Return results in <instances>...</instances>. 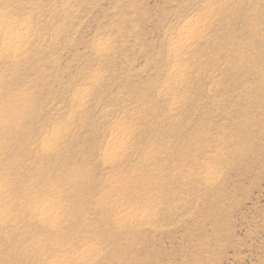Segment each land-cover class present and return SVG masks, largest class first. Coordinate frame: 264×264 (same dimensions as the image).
Segmentation results:
<instances>
[{
  "label": "rangeland",
  "instance_id": "374dc122",
  "mask_svg": "<svg viewBox=\"0 0 264 264\" xmlns=\"http://www.w3.org/2000/svg\"><path fill=\"white\" fill-rule=\"evenodd\" d=\"M223 3L0 0V27L27 22L18 53L0 48V99L19 100L2 113L6 194L61 219L10 208L0 264H264V0ZM195 14L206 21L165 86L168 44ZM119 126L127 150L103 164Z\"/></svg>",
  "mask_w": 264,
  "mask_h": 264
},
{
  "label": "bare ground",
  "instance_id": "6f19581e",
  "mask_svg": "<svg viewBox=\"0 0 264 264\" xmlns=\"http://www.w3.org/2000/svg\"><path fill=\"white\" fill-rule=\"evenodd\" d=\"M216 1V4H217V7L215 9H211V7L209 5H206V10L210 9V10H213V11H216L217 13H228V5L226 3H223V4H220L221 0H215ZM227 1V0H226ZM212 6V5H211ZM213 8V7H212ZM3 18V15L0 14V20ZM206 16L204 14H195L193 17H189V18H186L184 20V24L177 30V34H176V37L172 40V42H170L169 45V48H168V53H167V57H166V61H168L167 65L169 66L170 64V71L167 75V79H166V83H165V86L166 85H170V84H173L177 81V79H179V77H181V74H183V70L180 69L179 67L182 66L184 60H185V56L187 54V51L189 50V47H190V43L192 42L193 39H197L198 38V34H199V27H197V23L199 21H206ZM27 32V22L25 20H21V21H16V20H11L7 23V25H4L3 27L1 26L0 27V48L6 52V54L8 55H12V54H15V53H18L20 51V49L23 47L24 45V37H25V34ZM187 50V51H186ZM8 55V56H9ZM9 58V57H7ZM175 64V66L173 65ZM172 71V72H171ZM167 94V93H166ZM165 94V95H166ZM175 94V92L171 93L170 92V95H173ZM162 94V96H165ZM79 97H82V95H79ZM159 97V96H158ZM168 98H171L170 96H167ZM19 101V100H18ZM18 101H3L2 99H0V128H8L7 127V123L3 120L2 118V113L7 111L9 109V107H13V106H17L19 104ZM115 125V124H114ZM118 125V124H116ZM115 125V127H116ZM121 125V124H120ZM122 126V125H121ZM114 127V126H113ZM121 127L119 126V130L117 131L116 128L114 130V132L117 131L116 135L114 133V136L112 135L111 139L109 138V140L106 142V145H105V149H104V152L102 153V162L103 164H111L112 162H114V160L117 159V157H120V153L126 148L127 150V135H126V131L122 130L124 129L122 127V129H120ZM9 129V128H8ZM133 130V129H132ZM113 134V133H112ZM125 135H126V139H125ZM133 135V134H132ZM111 136V135H110ZM140 138V137H138ZM61 139V135H59V133L55 130L52 131V134L48 135V139L46 140L45 138L40 140L39 144L36 145L38 147V151H40L41 153H51L54 151V149L56 148V146L58 145L59 146V140ZM24 140V138H23ZM142 140V139H141ZM2 141V140H1ZM4 142V141H2ZM24 142V141H23ZM1 144V142H0ZM2 145V144H1ZM35 146V144H34ZM1 147V146H0ZM4 150V149H3ZM6 150V149H5ZM2 151V150H1ZM6 152V151H5ZM8 153V152H7ZM24 153V152H23ZM6 154V153H4ZM1 155V153H0ZM3 155V154H2ZM8 155V154H7ZM29 155V154H28ZM5 158V156H3ZM10 157V156H9ZM8 157V159H9ZM13 156H11L12 158ZM21 158V157H20ZM13 159V158H12ZM19 159V158H18ZM25 159V158H24ZM10 160V159H9ZM34 160V159H33ZM32 160V161H33ZM12 161V160H11ZM118 161V160H117ZM144 161V160H143ZM1 162V160H0ZM2 163V162H1ZM0 163V164H1ZM4 163V162H3ZM2 163V164H3ZM9 163V162H8ZM17 163V161H16ZM5 164V163H4ZM15 164V162H14ZM9 165V168H10V164ZM21 165V164H20ZM6 168H7V164L5 165ZM22 166V165H21ZM3 167V165H2ZM13 167V166H12ZM9 168H7L6 170H9ZM36 168V167H35ZM0 169H1V165H0ZM5 169V168H3ZM18 169V168H17ZM21 169V168H20ZM5 172V170H2ZM21 171V170H19ZM29 172V171H28ZM74 172V171H73ZM6 173V172H5ZM14 173V172H13ZM67 174V173H66ZM8 175H9V171H8ZM31 175V174H30ZM39 176V175H38ZM63 177V176H62ZM61 177V179H62ZM7 178V177H6ZM4 177V174L1 172L0 170V227H6L7 225L9 224H12V223H9L10 221V218L8 217L7 215V212L10 208H15L16 207H20L21 208V212L23 213V211H25V213H28L29 215V218L31 219H35L36 222H39L40 224L42 222H46V225H52V224H57L58 222H60V217L57 216L56 213V210H55V213L52 211L51 207H50V201L48 200H44L43 202H36L33 207H32V204H31V208L29 207L28 208V204H25L27 205V207L23 204H20L18 203V205H15L13 202H12V198L11 196L9 197L6 192H7V189L8 188V181H10V177L7 178V182L4 181V179H6ZM28 178V177H27ZM52 178V177H51ZM60 178V177H59ZM21 179V178H20ZM26 179V178H25ZM137 179V178H136ZM16 180V179H15ZM60 180V179H59ZM63 180V179H62ZM75 180V179H74ZM140 180V179H139ZM79 181V180H78ZM145 181V180H144ZM13 182V181H12ZM147 183V182H146ZM157 183V181H156ZM12 185H14L12 183ZM17 185V184H16ZM35 185V184H34ZM33 185V186H34ZM75 185V184H74ZM146 185V184H145ZM10 186H11V182H10ZM49 186V185H48ZM55 186V185H54ZM144 186V185H143ZM12 187V186H11ZM87 187V186H86ZM139 187V186H138ZM141 187V186H140ZM148 187V186H147ZM73 189V188H72ZM142 189V188H141ZM9 190L12 191V188H10ZM8 190V191H9ZM47 190V189H46ZM129 190V189H128ZM132 190V189H131ZM145 190V189H144ZM65 191V190H63ZM53 192V191H52ZM77 192V191H76ZM87 192V191H86ZM34 193V192H33ZM59 193V191H58ZM62 193V192H61ZM136 193V192H135ZM24 194V193H23ZM52 194V193H51ZM55 195V194H54ZM87 195V194H86ZM108 195V194H107ZM22 196V195H21ZM58 196V195H57ZM20 197V196H19ZM80 197V196H79ZM85 197V196H84ZM90 197V196H89ZM10 198L12 200H10ZM18 198V197H17ZM30 198V197H29ZM21 199V197H20ZM47 199H50V198H47ZM53 199V198H52ZM18 200V199H17ZM31 200V199H30ZM103 200V199H102ZM23 201H26V200H23ZM57 201V199H56ZM82 201V200H81ZM93 201V200H92ZM95 201V200H94ZM54 202V201H53ZM25 203V202H24ZM50 203V204H49ZM85 204V203H84ZM88 205V204H87ZM23 208V210H22ZM90 208V207H89ZM19 209V208H18ZM85 209V208H84ZM20 210V209H19ZM64 210V209H63ZM94 210V209H93ZM98 210V209H97ZM119 210V209H118ZM99 211V210H98ZM122 211V210H121ZM19 212V211H18ZM64 212V211H63ZM61 212V213H63ZM66 212V211H65ZM72 212V211H71ZM77 212V211H76ZM12 213V212H11ZM24 213V214H25ZM83 213V212H82ZM86 213V212H85ZM88 213V212H87ZM126 213V212H124ZM9 214V213H8ZM80 214V212H79ZM104 214V213H103ZM129 214V213H128ZM127 214V215H128ZM10 215V214H9ZM82 215V214H81ZM87 215V214H86ZM85 215V216H86ZM117 214H115L116 216ZM22 216V215H21ZM26 215V217H28ZM72 216V215H71ZM20 217V216H19ZM23 217V216H22ZM118 217H119V220H122L124 219V217H126V215L122 212H118ZM15 218V216H14ZM81 219V218H80ZM79 219V220H80ZM111 219V218H110ZM106 220V218H105ZM13 221V220H12ZM20 221V220H19ZM26 221V220H24ZM33 221V220H32ZM42 221V222H40ZM87 221V220H86ZM124 221V220H123ZM18 222V220H17ZM23 222V221H22ZM29 222V220L27 221ZM121 222V221H120ZM9 223V224H8ZM16 223V222H15ZM31 223V222H30ZM29 223V224H30ZM43 223V224H44ZM48 223V224H47ZM106 223V222H105ZM108 223V222H107ZM110 223V222H109ZM60 224V223H59ZM26 225V224H25ZM31 225V224H30ZM77 225V224H76ZM45 226V225H44ZM54 226V225H53ZM114 226V225H113ZM116 226V225H115ZM13 227V226H12ZM15 227V226H14ZM78 227V226H77ZM94 227V226H93ZM109 227V226H108ZM11 228V227H10ZM51 228V227H50ZM12 229V228H11ZM9 229V230H11ZM45 229V228H44ZM57 229V228H56ZM113 230V229H112ZM57 231V230H56ZM110 231V230H109ZM54 232V231H53ZM42 234V233H41ZM79 236V235H78ZM34 237V236H33ZM77 237V236H76ZM55 239V238H54ZM32 240V239H31ZM39 240V239H38ZM37 241V240H36ZM39 243V242H38ZM80 243V242H79ZM72 245V244H71ZM77 245V244H76ZM18 248V247H17ZM16 248V249H17ZM34 248V247H33ZM25 249V248H24ZM31 249V248H30ZM41 249V248H40ZM62 249V247H61ZM21 250V249H20ZM65 250V249H64ZM85 250V249H83ZM31 251V250H30ZM38 251V249H37ZM69 251V250H68ZM94 251V250H92ZM18 252V251H17ZM64 252V251H63ZM40 253V251H39ZM55 253V252H53ZM19 254V253H18ZM45 254V253H44ZM51 254V252H50ZM73 254V252H72ZM71 254V256H72ZM75 254V252H74ZM79 254V253H78ZM91 252H82L81 253V256H79L80 258L79 259H84L86 260L89 256H90ZM34 255V253H33ZM77 255V254H76ZM80 255V254H79ZM96 255V254H95ZM42 256V255H40ZM44 256V255H43ZM46 256V255H45ZM45 256H44V259H45ZM57 256V255H56ZM37 257V255H36ZM30 258V257H29ZM42 258V257H41ZM53 258V257H52ZM43 259V258H42ZM41 259V260H42ZM56 259V257H55ZM76 259V257H75ZM78 259V258H77ZM78 259V261H79ZM35 260V259H34ZM47 260V259H46ZM51 260V259H50ZM57 260V259H56ZM66 261V260H65ZM64 261V262H65ZM83 261V260H81ZM35 262V261H34ZM38 262V261H37ZM45 262V260H44ZM60 262V263H59ZM63 263L62 261H55L53 259V261H47V264H61ZM87 263V262H86ZM19 264V263H18ZM21 264V263H20ZM74 264V263H73Z\"/></svg>",
  "mask_w": 264,
  "mask_h": 264
}]
</instances>
